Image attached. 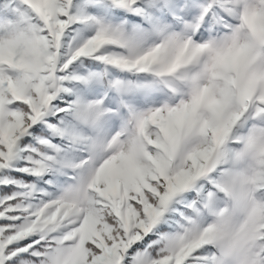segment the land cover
Listing matches in <instances>:
<instances>
[{"label":"snow or ice","instance_id":"1","mask_svg":"<svg viewBox=\"0 0 264 264\" xmlns=\"http://www.w3.org/2000/svg\"><path fill=\"white\" fill-rule=\"evenodd\" d=\"M0 264H264V0H0Z\"/></svg>","mask_w":264,"mask_h":264}]
</instances>
